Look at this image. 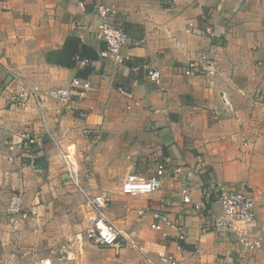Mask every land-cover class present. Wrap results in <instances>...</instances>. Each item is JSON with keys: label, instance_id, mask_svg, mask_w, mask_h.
<instances>
[{"label": "crops", "instance_id": "0c3cea01", "mask_svg": "<svg viewBox=\"0 0 264 264\" xmlns=\"http://www.w3.org/2000/svg\"><path fill=\"white\" fill-rule=\"evenodd\" d=\"M79 1L0 0V83L15 73L37 90L23 107L0 97V264H157L134 249L68 236L73 228L63 210L74 194L60 189L71 191L65 183L72 175L87 191L107 194L97 186L113 178L121 184L130 171L149 175L158 163L164 171L157 190L111 195L106 212L122 232L165 242L177 264H264V248L247 251L233 234L211 229L221 207L216 194L204 193L209 183L236 190L249 184L264 231V0ZM98 4L114 11L113 23L127 34L131 58L124 64L99 56ZM70 36L94 57L85 63L69 57ZM201 51L215 61L216 73L185 74ZM148 63L160 69L159 84L146 77ZM74 77L89 81L84 96L73 90L68 103L48 99L50 88H73ZM22 133L40 142L28 144ZM184 184L189 204L180 194ZM15 193L25 218L6 212ZM153 211L182 225L184 239L170 225L164 238L153 230ZM22 248L52 253L36 251L27 262L16 252Z\"/></svg>", "mask_w": 264, "mask_h": 264}, {"label": "built area", "instance_id": "2783aa9c", "mask_svg": "<svg viewBox=\"0 0 264 264\" xmlns=\"http://www.w3.org/2000/svg\"><path fill=\"white\" fill-rule=\"evenodd\" d=\"M79 6H83V1H79ZM99 21L94 31L95 37L103 43V47L99 50V56L114 65L124 64L131 55L124 52L129 47V39L124 28L113 23L111 16L114 11L104 4L96 6ZM71 26L74 23L71 22ZM192 23H189L187 31H190ZM86 58H82V62H88ZM204 72L213 76L217 69L216 63L209 58L205 51L199 52L197 58L188 63L184 73L187 75H196ZM146 77L157 84L160 83L162 73L153 63L145 66ZM71 87H53L47 92L48 99L58 103H68L73 90L82 97L91 86L89 81H83L79 77L71 80ZM37 95V90L27 80L15 73L8 74V81L0 83V97L5 96L12 106L23 107L27 100ZM224 102L228 103L226 96H223ZM42 103V102H41ZM40 103V106H42ZM86 112H81V117H86ZM83 133L89 135L90 130L83 129ZM94 137H100L99 132L94 133ZM21 140L28 144H38L40 140L36 136L28 133L21 134ZM69 164L67 169L69 171ZM177 169L176 171H179ZM164 171L161 163L157 164L156 169L147 175L142 172H128L120 184L122 194L138 197L148 195L160 187V179ZM71 174L72 172L69 171ZM84 196L85 205V227L84 232L88 240L93 244L101 247L121 246L128 249L138 251L146 260L153 261L156 259L157 264H177L174 256L166 251V243L163 241L137 240L122 232V230L110 219L106 210L110 205V199L107 194L100 192L94 193L87 191L84 186L72 175L69 178ZM206 195L216 194L217 200L221 207V212L214 216L211 222V229L219 235L233 234L236 243L247 251H253L264 248V231L260 228L254 209V195L249 184H245V188L236 190L230 188L226 184L216 182L209 183L204 189ZM182 201L185 204L191 202L189 188L186 184L180 188ZM200 202H195L194 209L201 208ZM6 212L9 214H18L27 217L28 213L21 205L20 195L12 194L7 206ZM141 214V211H138ZM170 225L177 228V239L181 241L185 237V231L182 225L173 224L166 213L162 211L152 212V221L150 227L156 230L164 238L167 233L165 226ZM206 228L204 227L203 230ZM48 264V263H47Z\"/></svg>", "mask_w": 264, "mask_h": 264}, {"label": "rangeland", "instance_id": "374dc122", "mask_svg": "<svg viewBox=\"0 0 264 264\" xmlns=\"http://www.w3.org/2000/svg\"><path fill=\"white\" fill-rule=\"evenodd\" d=\"M65 184L66 185H72L73 188L68 187L69 189H71V191H67L66 188H64V190L60 189V191H64V192H67L70 194H74V196L72 197L73 198L72 201H68L66 208H64V210H63L68 215L67 220H65L66 221L65 223L68 226H71L73 228V231L71 233H68V236L71 235L76 241L82 242L83 244L95 245L90 240L87 239V237L85 236V232H84V227H85L84 196L82 195L81 191L73 183H68V184L65 183ZM65 184H63V185H65ZM97 188L98 189L102 188L101 191L107 192V196L109 197V199L111 198V195H116V194L120 195V197L122 199H126L127 197H129V196L121 193L118 178H113L112 180H110L109 183H107L106 186H104V187L103 186L102 187L97 186ZM72 189H75V190H72ZM79 192H80V194H79ZM110 205H111V200H110ZM23 224L25 225L24 222H23ZM22 239L23 240L27 239L26 234H22ZM51 250L52 249H48V248H43V249L41 248L38 250H34L32 248H22L21 250L19 249L17 251L14 249L13 250L8 249L7 253L8 254H14V252L16 251L17 253H19L20 257H25L27 262H33V260L31 258H33V256L37 257L36 256L37 254L34 255V252L39 251L40 252L39 255H42V254L46 253V251L52 253ZM25 264H31V263L25 262Z\"/></svg>", "mask_w": 264, "mask_h": 264}, {"label": "trees", "instance_id": "16d2710c", "mask_svg": "<svg viewBox=\"0 0 264 264\" xmlns=\"http://www.w3.org/2000/svg\"><path fill=\"white\" fill-rule=\"evenodd\" d=\"M64 45L65 49L68 50L69 57L71 56L72 58H74L76 54L77 57L81 59L86 58L89 60L90 58L94 57L93 50L88 46L82 44L77 37H68Z\"/></svg>", "mask_w": 264, "mask_h": 264}]
</instances>
